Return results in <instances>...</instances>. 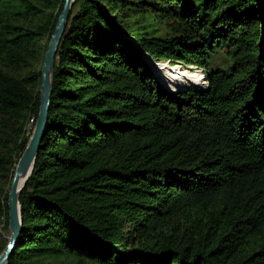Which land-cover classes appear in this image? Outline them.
<instances>
[{
  "label": "trees",
  "instance_id": "16d2710c",
  "mask_svg": "<svg viewBox=\"0 0 264 264\" xmlns=\"http://www.w3.org/2000/svg\"><path fill=\"white\" fill-rule=\"evenodd\" d=\"M63 5L0 0L7 229ZM219 51L225 68L211 64ZM146 56L201 68L169 76L207 86L172 91ZM19 202L7 264H264V0H76Z\"/></svg>",
  "mask_w": 264,
  "mask_h": 264
},
{
  "label": "water",
  "instance_id": "95a60500",
  "mask_svg": "<svg viewBox=\"0 0 264 264\" xmlns=\"http://www.w3.org/2000/svg\"><path fill=\"white\" fill-rule=\"evenodd\" d=\"M73 1L74 0H64L63 9L58 17L57 24L44 57L40 87V112L34 133L16 167L10 186L8 208L9 230L11 234L4 251L0 255V264L8 263L21 232L23 221L19 195L34 169L35 161L40 149V144L45 135L46 125L48 122V110L51 102L55 63L57 60L60 44L69 25L73 9ZM24 178H26L24 186L21 189H18L20 181Z\"/></svg>",
  "mask_w": 264,
  "mask_h": 264
},
{
  "label": "rangeland",
  "instance_id": "374dc122",
  "mask_svg": "<svg viewBox=\"0 0 264 264\" xmlns=\"http://www.w3.org/2000/svg\"><path fill=\"white\" fill-rule=\"evenodd\" d=\"M223 52L224 51H219L217 53V55L214 56V59L211 63L213 68H217V67L225 68L228 66L229 63L227 60H225ZM146 57H147L148 63H150V65L152 67V70L154 71V73L156 74L157 78L160 81H161L160 78L162 77V75L166 76L167 79L164 82H165V86L168 89L175 91V89H178V87H179L180 88L178 90V92H179V91L189 90V89L197 86V85L193 86V84L188 82V80L185 81V80L179 79V78H178V80H176V79H173L169 76V74H175L177 71H181V70H185V69H187L188 71L198 70V69H194L193 66H185V65L179 64V63H175V64L169 63L170 60H166L165 58H162L161 60H158V61H154V60H151L148 56H146ZM176 66H178L177 71L173 70V68H175ZM158 74L161 76H159ZM186 75H188V77H191V78L195 76V75H192V74L187 73V72H186ZM184 78H185V76H184ZM194 78H197V76H195ZM185 79H187V78H185ZM199 88H202V87H199ZM31 119H32V116L28 117L25 120V126H26L25 130L27 131V135H28V133H30L29 134L30 138L32 137V135L34 133L36 123H37V122H35L34 125H31V122H30ZM28 131H30V132H28ZM10 234L11 233H10L9 228L8 229L6 228V220L4 217H2L0 219V251L1 250L4 251L6 244L9 241ZM51 262H53V264H75L74 261H72L71 259H68V258L67 259L62 258V259H58V260H51ZM87 264H94V263L88 262Z\"/></svg>",
  "mask_w": 264,
  "mask_h": 264
},
{
  "label": "bare ground",
  "instance_id": "6f19581e",
  "mask_svg": "<svg viewBox=\"0 0 264 264\" xmlns=\"http://www.w3.org/2000/svg\"><path fill=\"white\" fill-rule=\"evenodd\" d=\"M75 1L76 0H74L73 1V4L75 3ZM185 72V71H184ZM193 72H201L202 73V71H201V69H198V70H193ZM181 76L184 78V76H185V78H187V80H188V82H190L191 84H193V86L194 85H197L196 87H198L199 86V84H204V82H206V79L205 80H203V78H194V77H188V75H186V73H183V74H181ZM199 83V84H198ZM25 181H26V178H24V179H22L21 181H20V184H19V187H18V189H21L23 186H24V184H25Z\"/></svg>",
  "mask_w": 264,
  "mask_h": 264
},
{
  "label": "built area",
  "instance_id": "2783aa9c",
  "mask_svg": "<svg viewBox=\"0 0 264 264\" xmlns=\"http://www.w3.org/2000/svg\"><path fill=\"white\" fill-rule=\"evenodd\" d=\"M169 63H172V62H170L169 61ZM194 67V69H201V68H198V67H196V66H193ZM201 71H203L202 69H201ZM202 73H204V71L202 72ZM205 74V73H204ZM206 86H207V81H206ZM30 122H31V125H34V123H35V119L34 118H32L31 120H30ZM30 133H28V135H29Z\"/></svg>",
  "mask_w": 264,
  "mask_h": 264
}]
</instances>
